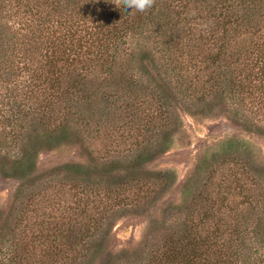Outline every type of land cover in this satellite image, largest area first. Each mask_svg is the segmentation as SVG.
<instances>
[{
  "label": "trees",
  "instance_id": "obj_1",
  "mask_svg": "<svg viewBox=\"0 0 264 264\" xmlns=\"http://www.w3.org/2000/svg\"><path fill=\"white\" fill-rule=\"evenodd\" d=\"M130 11L123 0H0V174L11 161L14 177L31 178L40 150L70 137L100 157L87 173L67 163L48 176L29 200L36 229L0 231V264H95L110 219L164 179L137 168L179 128L169 96L241 106L253 118L236 114L237 124L264 135V0H154ZM223 144L202 187L203 167L188 177L186 212L118 264H264V170L237 156L247 149L239 140ZM124 147L132 164L117 158ZM96 173L115 182L105 188Z\"/></svg>",
  "mask_w": 264,
  "mask_h": 264
},
{
  "label": "rangeland",
  "instance_id": "obj_2",
  "mask_svg": "<svg viewBox=\"0 0 264 264\" xmlns=\"http://www.w3.org/2000/svg\"><path fill=\"white\" fill-rule=\"evenodd\" d=\"M166 103H168V109L178 117L179 128L173 132L171 143L164 154L154 163L143 167L145 170L139 171L142 168H137L138 174L142 176L160 174L159 178L164 179L155 188L154 193L147 197V200L135 207L122 208L121 215L110 219L111 222L108 223L110 236L105 241L104 248L95 264H118L125 259L126 255L132 256L141 247L145 237L151 238V232L159 228L162 220L172 221L173 216L178 215L179 211L186 212L184 186L188 177L203 167L202 173L194 178L196 187H202L205 183L204 173L210 172L216 166L215 163L219 160L218 152L225 145L224 142L230 139L239 140L241 146L247 149L243 150L239 146L237 156L241 152L244 161L253 160L258 168L264 170V135L249 130L241 123L237 124V119L234 118L236 114L244 119L253 118L252 115L243 111L241 106H232V108L230 104L227 105V102L222 100H210L203 103L198 100L185 102L172 96H169ZM123 149L124 153L121 155L123 157L117 156V158L132 164L134 159L129 157L131 151H126L125 147ZM132 153H139V151L135 150ZM99 158L93 146L91 148L77 137H70L50 150H40L38 171L31 178L30 176L14 177L12 174L14 165L11 161L5 162L7 164L2 168H6L7 176L0 174V231L8 234L14 232L15 226L19 224H33L28 219V216H31V213H28L29 210L34 209L32 203L29 205V200L37 191L43 190L41 185L51 173L56 175L57 169L62 164L77 163L84 166V172L87 173L91 166L99 162ZM204 158L209 160V164L205 167ZM84 172H81L76 179V183L80 186L86 178ZM57 174L60 176L58 171ZM93 180L96 183L100 180L99 184L106 186L105 188L115 182L110 181L107 176L100 179L97 173ZM164 181L167 185L161 186ZM35 225L31 227L34 228ZM104 233L105 231L102 234Z\"/></svg>",
  "mask_w": 264,
  "mask_h": 264
},
{
  "label": "clouds",
  "instance_id": "obj_3",
  "mask_svg": "<svg viewBox=\"0 0 264 264\" xmlns=\"http://www.w3.org/2000/svg\"><path fill=\"white\" fill-rule=\"evenodd\" d=\"M124 5L130 9L132 13L134 12H145L150 9L154 0H123Z\"/></svg>",
  "mask_w": 264,
  "mask_h": 264
}]
</instances>
